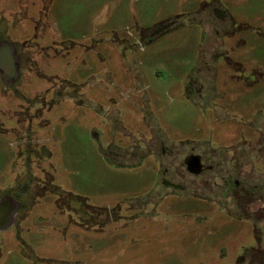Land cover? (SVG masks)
Segmentation results:
<instances>
[{"label": "rangeland", "instance_id": "1", "mask_svg": "<svg viewBox=\"0 0 264 264\" xmlns=\"http://www.w3.org/2000/svg\"><path fill=\"white\" fill-rule=\"evenodd\" d=\"M13 17L14 37L43 27L48 57L53 37L87 51L61 62L73 99L43 115L0 90V188L23 179L34 189V205L0 230V264H228L264 242L250 220L216 204L203 212L204 198L159 199V165L143 150L156 133L214 147L264 126V0H0V21Z\"/></svg>", "mask_w": 264, "mask_h": 264}, {"label": "flooded vegetation", "instance_id": "2", "mask_svg": "<svg viewBox=\"0 0 264 264\" xmlns=\"http://www.w3.org/2000/svg\"><path fill=\"white\" fill-rule=\"evenodd\" d=\"M163 24L164 22L160 25ZM17 25L15 17L9 22L0 21V90L5 94L20 93L21 99L34 102V105L24 106L26 111L33 110L37 113L36 116L43 115L45 110H52L67 98L73 99L72 92L69 94L66 90L68 86L73 85L60 74H63L61 62L68 64L75 59L76 47L79 48L81 57L87 48L85 44L59 40L52 36L53 41L50 42L52 53L48 57L43 52V45L38 41L42 36L40 30L43 27L34 23L35 30L31 35L34 34L36 38L34 36L29 39L27 36L12 35L10 30ZM39 54L42 58H38ZM29 75L40 81L45 79L44 77L56 78L57 86L49 90L41 84L40 88L34 89L31 84L33 79L27 77ZM182 85L186 93L199 94L202 90L198 87L199 83L187 85L184 82ZM23 86H28L29 89L26 87L28 91H22ZM30 94H34V97L29 96ZM80 101L81 96L78 97V102ZM5 112L3 109L2 113ZM0 126H4L1 118ZM253 129L255 133L251 135L240 133L238 138L227 143L226 140L219 138L217 139L219 143L214 147L204 141L195 140L175 145L159 133L154 134L151 140L143 139L145 141L143 150L146 154H152L159 165L155 182L158 189L157 197L162 199L166 195H178L204 198L207 202H204L200 209L206 214L213 211L212 205L216 204L220 211L229 216L250 220L254 234L260 233V237L264 236L263 122L260 120L254 123ZM112 147V144L106 147L105 156L114 160L120 154ZM28 183L23 179H16L13 184H6L0 188V230L15 223L22 217L23 211L34 205V189ZM211 186L217 190L213 194L210 193ZM236 210L240 212L236 214ZM143 211L139 213L138 208L137 215L142 217L152 215V212L146 209ZM239 252L238 255L231 256L228 264H264L262 240H254L251 245L244 244ZM226 257L227 254H222L219 261Z\"/></svg>", "mask_w": 264, "mask_h": 264}, {"label": "water", "instance_id": "3", "mask_svg": "<svg viewBox=\"0 0 264 264\" xmlns=\"http://www.w3.org/2000/svg\"><path fill=\"white\" fill-rule=\"evenodd\" d=\"M174 23H176V20L166 22L163 25H158L157 27H155L149 32V36L153 37L154 35L159 34L162 30H164L165 28H168L169 26H172Z\"/></svg>", "mask_w": 264, "mask_h": 264}]
</instances>
